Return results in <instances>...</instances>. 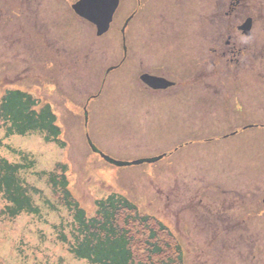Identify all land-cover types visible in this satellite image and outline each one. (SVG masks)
<instances>
[{
    "label": "rangeland",
    "instance_id": "obj_1",
    "mask_svg": "<svg viewBox=\"0 0 264 264\" xmlns=\"http://www.w3.org/2000/svg\"><path fill=\"white\" fill-rule=\"evenodd\" d=\"M124 1L108 33L97 37L92 24L80 22L83 37L73 44L81 47L57 52L48 23L41 22L51 16L59 22L60 12L68 15L69 2L0 0V96L5 88H20L49 104L65 142L59 148L36 133L5 138L0 128V157L19 161L9 147L35 160L21 177L37 190L31 194L39 208L38 215L10 218L3 213L7 203L0 193V264H89L62 242L61 234L71 241L72 215L57 204L46 177H37L57 163L67 165L69 190L87 217L95 215L96 200L120 194L168 226L186 264L195 249L211 252L210 245L188 237L185 203L194 174L242 175L264 189V0H250L259 47L243 54L230 53L225 42L249 11L239 5L226 14L230 0ZM7 4L17 8L13 19L5 16ZM127 23L132 38L124 57L117 29ZM27 27L43 36L30 41L37 45L34 51L26 47L22 29ZM240 57L257 62L259 91L244 80L250 68L236 63ZM110 64L118 66L104 73ZM141 71L163 77L171 86L157 92L142 88L139 77L138 84L134 80ZM118 77L122 81L114 83ZM259 231L256 242L264 255V228ZM240 251L244 254L245 247Z\"/></svg>",
    "mask_w": 264,
    "mask_h": 264
},
{
    "label": "trees",
    "instance_id": "obj_2",
    "mask_svg": "<svg viewBox=\"0 0 264 264\" xmlns=\"http://www.w3.org/2000/svg\"><path fill=\"white\" fill-rule=\"evenodd\" d=\"M5 137L40 134L45 142L59 147L61 130L48 104L40 105L30 94L14 90L0 99V128ZM20 162L0 157V193L7 205L3 213L14 218L22 213L38 215L39 208L32 201L31 191L22 174L32 170L35 160L26 153L15 151ZM67 166L57 164L54 170L39 172L46 177L58 205L72 215L71 241L61 234L62 242L76 259L89 264H180L181 248L169 229L155 217L141 213L136 205L119 194L96 200L93 217L72 197L66 177ZM48 204V200H45ZM50 209L55 205L50 204Z\"/></svg>",
    "mask_w": 264,
    "mask_h": 264
},
{
    "label": "flooded vegetation",
    "instance_id": "obj_3",
    "mask_svg": "<svg viewBox=\"0 0 264 264\" xmlns=\"http://www.w3.org/2000/svg\"><path fill=\"white\" fill-rule=\"evenodd\" d=\"M65 1L70 3V6L68 5V8H66L68 15H64L60 12L59 22L55 21L52 16L47 22H41V26L48 23V36L50 37V42L55 43V46L42 43L41 45L48 47L52 46L54 50L58 51H73L81 47V45L73 44L75 42H71V39L68 38L77 36L83 37V33L79 29V23L81 22L87 26H89L90 23L78 17L72 10L71 6L78 0ZM124 2V0L121 1L122 4H124ZM250 2V0H230L229 2L230 6L226 14L232 13L237 9V6L241 5L249 11V13H246L244 16V19L249 17L252 20L251 29L248 31L247 35L243 30L238 28V25L234 30L235 34L227 35L225 45L231 48L229 51L230 53L236 52L243 54L248 51V48L256 47L257 49L259 47L258 38L260 35L254 31V8ZM138 3L140 4L139 1ZM14 10H17V8H13V6L7 4V11H5L7 19L9 17L13 19V15L16 14ZM131 11L133 10L131 9ZM12 19L6 22L4 21L1 24L7 25V22L10 24ZM125 19L126 17L124 20L122 19L123 22H125ZM140 20H142V17H140L139 21ZM58 23H63V25L58 26ZM123 26L117 30H119L122 39V48H124V46L126 47L127 54V43L131 41L132 30L128 29V23ZM26 29L27 30H22L25 40H27V50L34 51L33 47L37 45L30 46V41L38 37L43 38V36L35 29L29 30L28 27ZM40 42H45V40ZM113 47L116 48L117 46L114 45ZM209 50L211 51L212 48L209 47ZM223 55H225V51ZM242 57L238 58L236 63H246L250 68L244 80L249 83L251 88H257V91H259L258 84L261 80H258L260 71L257 62L242 60ZM210 63H212V61H210ZM117 66L118 64H110L108 69L113 70ZM109 70H106V73L109 72ZM191 180L193 182L189 190V198H187L186 201L190 216V238L193 242L198 244L210 245L208 250L211 252H196L190 264H264V255L259 254L258 243L256 242L259 237V230L262 227L264 228V205L262 204L264 189L261 190L259 188L257 180L253 178L244 179L242 177L232 178L231 175H222L218 178L215 174H197L194 175ZM244 192L246 193L244 194ZM249 195L252 196L251 199L247 198ZM249 228L252 229V232L249 233L251 238L246 232V229ZM239 244L242 245L243 248L245 247L244 254L218 251L219 247L223 249L227 248L231 251ZM249 251L251 252L248 253ZM253 251H256V253H253Z\"/></svg>",
    "mask_w": 264,
    "mask_h": 264
},
{
    "label": "water",
    "instance_id": "obj_4",
    "mask_svg": "<svg viewBox=\"0 0 264 264\" xmlns=\"http://www.w3.org/2000/svg\"><path fill=\"white\" fill-rule=\"evenodd\" d=\"M118 2L119 0H80L73 8L77 14L94 23L98 29L97 34H101L107 30ZM249 27L247 20L240 28ZM143 79L153 88H166L171 84L162 78L143 76Z\"/></svg>",
    "mask_w": 264,
    "mask_h": 264
}]
</instances>
